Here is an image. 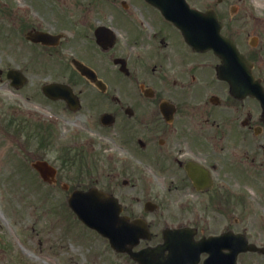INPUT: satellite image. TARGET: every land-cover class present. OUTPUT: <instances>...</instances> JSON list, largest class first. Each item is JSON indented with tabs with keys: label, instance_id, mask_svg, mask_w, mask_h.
Returning <instances> with one entry per match:
<instances>
[{
	"label": "flooded vegetation",
	"instance_id": "flooded-vegetation-1",
	"mask_svg": "<svg viewBox=\"0 0 264 264\" xmlns=\"http://www.w3.org/2000/svg\"><path fill=\"white\" fill-rule=\"evenodd\" d=\"M188 4L215 11L220 34L250 62L249 76L232 84L211 50L188 45L176 24L188 33ZM1 34L8 46L0 86L14 97L0 123L28 138L33 124L43 136L59 124L65 165L91 151L119 215L143 220L150 232L136 249L161 245L169 230L172 247L198 252L195 264L229 250L226 238L197 244L205 237L254 238L264 249V20L249 6L0 0ZM143 181L166 192L129 198L126 188ZM236 263L264 264V253H238Z\"/></svg>",
	"mask_w": 264,
	"mask_h": 264
},
{
	"label": "rangeland",
	"instance_id": "rangeland-1",
	"mask_svg": "<svg viewBox=\"0 0 264 264\" xmlns=\"http://www.w3.org/2000/svg\"><path fill=\"white\" fill-rule=\"evenodd\" d=\"M241 1L257 19L264 20V0ZM7 46L1 34L0 53ZM13 97L11 90L0 86L2 117L10 115ZM31 126L33 132L28 138L24 131L0 123V264H137L125 254L115 253L107 240L81 224L67 205L74 189L95 186L105 190L104 165L91 163L94 155L86 150L65 165L62 158L69 155L63 157L66 139L60 125L45 136L40 133L41 126ZM37 159L46 160L56 169L53 184L42 182L30 170V162ZM144 184L126 188L128 197L143 201L146 195L158 200L157 196L166 192L155 181L154 185Z\"/></svg>",
	"mask_w": 264,
	"mask_h": 264
},
{
	"label": "water",
	"instance_id": "water-1",
	"mask_svg": "<svg viewBox=\"0 0 264 264\" xmlns=\"http://www.w3.org/2000/svg\"><path fill=\"white\" fill-rule=\"evenodd\" d=\"M186 41L193 49L205 51L211 49L221 60L219 75L228 79L233 84V79L247 77L246 59L233 47V43L220 36L219 24L212 11L201 13L188 7V34L180 25ZM233 63H235L233 65ZM230 71H227V69ZM41 178L51 181L55 170L46 161L38 160L32 163ZM68 204L77 217L89 228L108 239L110 246L117 252H126L138 264H192L195 260L188 261V249L179 247L172 249L168 243L162 247H148L139 251H132L140 238H146V228L139 232L136 223H128L120 217V207L110 195L91 188L87 191H73ZM221 245V244H220ZM239 245L238 238L235 246ZM167 249L168 253L164 254ZM259 250L240 238L239 251ZM262 251V250H259ZM238 250L226 254L224 261L216 260L214 263L205 261L204 264H235L234 260ZM196 254V253H195ZM222 254V253H221ZM229 259L232 261L229 262Z\"/></svg>",
	"mask_w": 264,
	"mask_h": 264
}]
</instances>
